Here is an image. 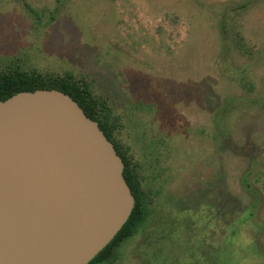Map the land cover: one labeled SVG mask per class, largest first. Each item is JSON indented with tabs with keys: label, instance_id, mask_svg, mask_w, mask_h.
Here are the masks:
<instances>
[{
	"label": "rangeland",
	"instance_id": "1",
	"mask_svg": "<svg viewBox=\"0 0 264 264\" xmlns=\"http://www.w3.org/2000/svg\"><path fill=\"white\" fill-rule=\"evenodd\" d=\"M87 83L151 203L111 264H264V0H0V74Z\"/></svg>",
	"mask_w": 264,
	"mask_h": 264
},
{
	"label": "water",
	"instance_id": "2",
	"mask_svg": "<svg viewBox=\"0 0 264 264\" xmlns=\"http://www.w3.org/2000/svg\"><path fill=\"white\" fill-rule=\"evenodd\" d=\"M99 123L59 90L0 101V264H89L136 204Z\"/></svg>",
	"mask_w": 264,
	"mask_h": 264
},
{
	"label": "trees",
	"instance_id": "3",
	"mask_svg": "<svg viewBox=\"0 0 264 264\" xmlns=\"http://www.w3.org/2000/svg\"><path fill=\"white\" fill-rule=\"evenodd\" d=\"M59 90L70 95L85 111L86 115L97 121L107 138L112 142L113 130L107 121L110 120L109 108L105 101L99 100L87 83H79L63 79L54 82L50 78L42 77L39 74H27L15 70L9 73L0 74V101H5L17 93L36 90ZM115 143V142H114ZM119 156L125 164L124 177L135 197V208L114 240L101 251L89 264H111L119 258L120 246L129 238L133 237L147 222L151 215V203L142 195L141 182L135 173L130 160L121 152L117 143L114 144Z\"/></svg>",
	"mask_w": 264,
	"mask_h": 264
},
{
	"label": "flooded vegetation",
	"instance_id": "4",
	"mask_svg": "<svg viewBox=\"0 0 264 264\" xmlns=\"http://www.w3.org/2000/svg\"><path fill=\"white\" fill-rule=\"evenodd\" d=\"M112 142H113V144H115L114 141H112ZM114 146H115V145H114Z\"/></svg>",
	"mask_w": 264,
	"mask_h": 264
}]
</instances>
